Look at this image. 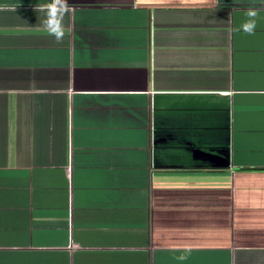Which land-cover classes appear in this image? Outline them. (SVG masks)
Returning <instances> with one entry per match:
<instances>
[{"label": "crops", "instance_id": "0c3cea01", "mask_svg": "<svg viewBox=\"0 0 264 264\" xmlns=\"http://www.w3.org/2000/svg\"><path fill=\"white\" fill-rule=\"evenodd\" d=\"M46 2L0 0V264H264V0Z\"/></svg>", "mask_w": 264, "mask_h": 264}, {"label": "clouds", "instance_id": "9594fccd", "mask_svg": "<svg viewBox=\"0 0 264 264\" xmlns=\"http://www.w3.org/2000/svg\"><path fill=\"white\" fill-rule=\"evenodd\" d=\"M36 10L44 13V18L41 20L43 28L50 36L54 37L57 44H62L66 34L65 16L72 11L68 0H48L44 4L36 5ZM247 17L248 19L241 25L240 30L248 35H254L257 11L250 8L247 11ZM178 259L183 261L187 257L181 255Z\"/></svg>", "mask_w": 264, "mask_h": 264}]
</instances>
